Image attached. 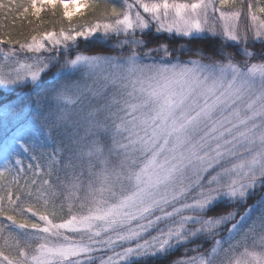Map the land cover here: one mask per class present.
Segmentation results:
<instances>
[{
    "label": "snow or ice",
    "instance_id": "obj_1",
    "mask_svg": "<svg viewBox=\"0 0 264 264\" xmlns=\"http://www.w3.org/2000/svg\"><path fill=\"white\" fill-rule=\"evenodd\" d=\"M219 5L0 0V12L30 25L25 42L0 36L12 46L4 58L16 45L33 54L0 66V86L27 89L0 104V119L17 122L0 149V179L23 171L25 154L47 177L13 179L21 191L13 198L8 185L7 207L0 195L11 228L0 226V264H92L105 250L113 255L101 264H264V47H250L264 45V19L248 5L250 39L241 13L221 10L236 0ZM45 11L58 19L44 20ZM86 12L91 22L73 23ZM162 34L185 42L148 38ZM225 203L247 207L239 219V208L209 214ZM181 247L196 255L169 260Z\"/></svg>",
    "mask_w": 264,
    "mask_h": 264
},
{
    "label": "trees",
    "instance_id": "obj_2",
    "mask_svg": "<svg viewBox=\"0 0 264 264\" xmlns=\"http://www.w3.org/2000/svg\"><path fill=\"white\" fill-rule=\"evenodd\" d=\"M248 0H236V6L239 10V12L241 13L240 15V21L241 23L243 22L244 18H245V6L247 4ZM251 5L253 6V8H257L258 6H263L264 7V0H250ZM98 3L103 6L105 3H116L117 6H121L122 5V0H98ZM249 5V3H248ZM99 11V10H98ZM42 18L44 20H51V19H58V17H52L51 13L48 11H45L42 13ZM93 18V14L92 13H88L86 12V15L83 19H75L73 23L74 24H80V23H85V22H91ZM246 18L248 19V16H246ZM16 19L15 18V14H9L7 12V9H5L4 11L0 12V36H3L5 39L7 38L8 34H11L13 38L16 39H20L21 42H25V40H29L30 36V25L28 24L27 20H21V19H16L15 24L12 23V20ZM31 19V17H30ZM239 23L238 27H240V30H242V24ZM64 26L67 27V21L64 22ZM42 27L44 28H48L49 30H51V28L53 27L51 24H45ZM60 27V24H55V28L58 30ZM149 39H154V40H158V41H162V42H169L171 43L173 46H178L182 43H184L185 41H181L179 38H176L174 36H172L171 34H162L160 36H150L148 37ZM189 38H185V40H187ZM115 40V38H114ZM103 41H97L93 47H100L102 45ZM195 43H204L203 41H199L197 40ZM250 47H254L256 50H259L261 47H264V45H260L259 43L255 44L254 46L250 44ZM230 50H234V49H230ZM27 91V89H25L23 86H19V87H15V88H11V90H6L4 87L0 86V104L3 103H7L9 101H15L18 98H20L22 95L25 94V92ZM7 126L3 125L0 129H5ZM0 135L1 132H0ZM3 142L1 145L3 146V143L6 139V137L3 138ZM1 142V141H0ZM37 162L40 163L41 167L43 168L44 166V159H42L40 157V154L37 153ZM20 159L23 162V171H20V166L15 167L10 173L6 174L5 177L3 179H0V195L5 197V206L7 207V193H8V185L11 186L12 191L14 193L13 198H15V193L17 191H21L20 188L17 187V183L19 185H24L26 182L30 183L31 180L33 179H44L47 177H38L36 175H34L35 171H36V167L35 164L36 162L32 161L29 159V156L27 154L23 155L20 157ZM33 164V168L30 170L27 166L28 164ZM13 179H15L17 181V183H13ZM256 197H252L248 200V204H251L254 202ZM63 201V195L62 192L60 190H58V194L55 197V203L59 209L60 204ZM247 207V204L245 205H236V204H220L218 206V208L213 212V213H209L210 215L213 214H219V213H226L234 208H239V213L237 215V219H239V215L243 213L244 208ZM30 215V214H29ZM67 215V211H66V205H65V209L62 213H59L57 215V217L54 218V222H60V217L61 216H65ZM235 222V221H233ZM42 223V222H41ZM10 222L6 220V218L4 217H0V226H5L6 228V232L7 231H11V228H8L7 225H9ZM226 232H220V236H223ZM2 242V241H0ZM195 243H201V241H194ZM211 241H207L204 242V246L202 249H200V251H206L210 246H211ZM193 245H186V247L191 248ZM5 253L9 254H15L14 252H10V250H5ZM196 255L195 252L189 251L187 253H185L184 251V247H181L179 249H177L175 252L171 253V255L168 257L169 260H179L181 258H185V257H192Z\"/></svg>",
    "mask_w": 264,
    "mask_h": 264
},
{
    "label": "rangeland",
    "instance_id": "obj_3",
    "mask_svg": "<svg viewBox=\"0 0 264 264\" xmlns=\"http://www.w3.org/2000/svg\"><path fill=\"white\" fill-rule=\"evenodd\" d=\"M248 3L251 4L250 0H248L247 4L245 6L246 14H245V18H244L243 22L241 23V21H240L241 19L239 17V20L237 21V23H238V25H239V23L242 24L243 27H242L241 31L248 30L249 37L251 39V26H252L253 22L251 20V15H250L249 10H248ZM215 6L217 9H220L219 0H215ZM258 7H263V6H258ZM221 10H223L225 12L239 11L237 7H232V6H227V5L224 6V8ZM253 12H255V14L258 16V18L264 19V13L256 12V8L255 9L253 8ZM246 16H248V19L246 18ZM222 23L223 22L221 20H219V11L213 13L210 9L209 10V26L215 25L216 28L219 29L222 26ZM239 29H240V27H239ZM137 35H139V34H137ZM121 39H122V37H121ZM10 47H12V46L7 45L6 43L3 45H0V66H3L5 68V70H8V69L14 67L16 65L17 61L27 60L30 57H32V55H33L31 53H26L25 51L20 50L19 46L16 45L15 47L17 50V55L12 56L9 59H5L3 53L9 52ZM43 54L47 55V53H43ZM2 87H4V86H2ZM4 88L6 90H11V88H15V87H4ZM16 124H17L16 121H12L11 123H9L3 119H0V128L3 125L7 126L5 129H3V128L0 129V132L2 134V135H0V141H1L0 143L1 144L4 140L3 138L9 136L12 133ZM0 148H1V145H0ZM2 164H3V158H2V152H0V165H2ZM231 223H235V222L232 221ZM231 223H229L228 225H225L224 228L221 230V232H226V229L231 226ZM193 227H195V226H193ZM76 238L78 239L79 237L77 236ZM147 238L148 237L145 236V239H147ZM237 239H239V237ZM249 244H251V240H249ZM125 246H127V245H125ZM5 250H7V248H5ZM115 251H120V249L117 248V249H115ZM9 254H11V253H9ZM112 255H113V252L107 251V250L102 251V252H96L93 254L92 264H101V259H107L108 256H112Z\"/></svg>",
    "mask_w": 264,
    "mask_h": 264
}]
</instances>
